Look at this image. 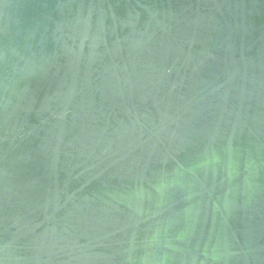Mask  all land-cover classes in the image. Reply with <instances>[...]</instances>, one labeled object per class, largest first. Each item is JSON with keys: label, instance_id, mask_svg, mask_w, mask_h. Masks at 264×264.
Wrapping results in <instances>:
<instances>
[{"label": "water", "instance_id": "95a60500", "mask_svg": "<svg viewBox=\"0 0 264 264\" xmlns=\"http://www.w3.org/2000/svg\"><path fill=\"white\" fill-rule=\"evenodd\" d=\"M0 264H264V0H0Z\"/></svg>", "mask_w": 264, "mask_h": 264}]
</instances>
